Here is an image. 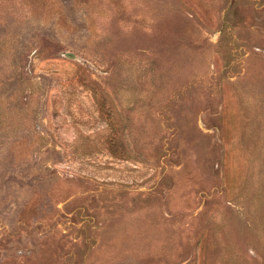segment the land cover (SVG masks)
Instances as JSON below:
<instances>
[{"label": "rangeland", "instance_id": "374dc122", "mask_svg": "<svg viewBox=\"0 0 264 264\" xmlns=\"http://www.w3.org/2000/svg\"><path fill=\"white\" fill-rule=\"evenodd\" d=\"M0 264H264V0H0Z\"/></svg>", "mask_w": 264, "mask_h": 264}]
</instances>
